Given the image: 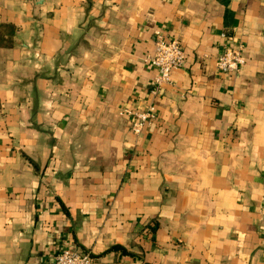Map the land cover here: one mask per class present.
I'll use <instances>...</instances> for the list:
<instances>
[{
	"label": "crops",
	"instance_id": "0c3cea01",
	"mask_svg": "<svg viewBox=\"0 0 264 264\" xmlns=\"http://www.w3.org/2000/svg\"><path fill=\"white\" fill-rule=\"evenodd\" d=\"M156 31L185 60L153 93ZM70 247L264 264V0H0V264Z\"/></svg>",
	"mask_w": 264,
	"mask_h": 264
},
{
	"label": "built area",
	"instance_id": "2783aa9c",
	"mask_svg": "<svg viewBox=\"0 0 264 264\" xmlns=\"http://www.w3.org/2000/svg\"><path fill=\"white\" fill-rule=\"evenodd\" d=\"M226 36L230 41L231 36ZM146 61L154 67L157 74L151 81L152 92L155 93L162 85L171 84L170 73L179 68L184 60L185 54L181 44L176 37L166 38L160 32H155L153 51L146 55ZM245 63L243 48L241 45L224 44L222 52L216 60V67L225 74L236 73ZM154 106L149 105L142 112H127L134 116L131 129L134 135H139L142 127L154 116ZM94 258L90 251L78 248H64L55 254L52 264H93Z\"/></svg>",
	"mask_w": 264,
	"mask_h": 264
},
{
	"label": "trees",
	"instance_id": "16d2710c",
	"mask_svg": "<svg viewBox=\"0 0 264 264\" xmlns=\"http://www.w3.org/2000/svg\"><path fill=\"white\" fill-rule=\"evenodd\" d=\"M220 1H226V0H220Z\"/></svg>",
	"mask_w": 264,
	"mask_h": 264
}]
</instances>
